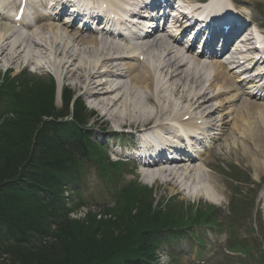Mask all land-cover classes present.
<instances>
[{"label":"trees","instance_id":"1","mask_svg":"<svg viewBox=\"0 0 264 264\" xmlns=\"http://www.w3.org/2000/svg\"><path fill=\"white\" fill-rule=\"evenodd\" d=\"M6 82L0 86L8 96L0 119V264H156L166 236L207 216L173 203L155 207L151 191L131 183L116 190L114 207L101 219L91 213L71 219L64 187L76 180L81 157L93 153L88 131L79 128L82 115L59 121L66 116L54 111L53 81Z\"/></svg>","mask_w":264,"mask_h":264},{"label":"bare ground","instance_id":"2","mask_svg":"<svg viewBox=\"0 0 264 264\" xmlns=\"http://www.w3.org/2000/svg\"><path fill=\"white\" fill-rule=\"evenodd\" d=\"M218 1L216 0L217 5ZM13 4L14 0H0V8H7L8 13L12 10ZM220 10L226 11L223 6H220L217 9L207 8L205 12L213 13V11ZM37 15L39 19L44 16L38 11ZM221 17L211 22L204 21V23L216 26L220 23L225 24L223 22L229 19L227 15ZM233 21L235 20L233 19ZM45 25L41 31L29 29L27 32L21 33L13 24L0 18V61L15 66H19L20 62L36 64V67L41 69L42 66L37 64L38 61H33L36 55L32 51L43 48L51 52L52 60L49 65L63 79L85 81L83 87L88 86L87 94L98 104L107 105L105 114L100 115V118L105 123L113 122L118 127L159 132L163 130L174 134L177 129L203 131L209 128L214 130L216 124L222 126L224 121L231 117L235 121L233 131H239L238 134L241 136L238 138V142L242 143L243 141V146L236 148L237 154L252 159L255 166L262 165L264 154L257 146L260 137L255 133V120L259 121L261 132L264 134V103L255 102L252 104L243 100L240 106L233 104L234 101L240 99L242 93H235L236 86L230 80L229 74H233L235 82H238L246 90L244 94L251 97L258 96L257 92L250 90L256 86V81L254 78L250 79L249 76L244 75L249 72L248 68L244 67V62L239 63L236 68L227 70V73L223 71V67L217 68L214 70L215 76L212 79L203 81L201 75L200 78L194 77L191 69L172 56V52L164 45L160 46L163 51H159L154 56L150 52H145L147 58L143 62H139V55L136 54L137 49L133 48L129 49V53L124 56L107 57L106 54L98 52L103 47L97 39L77 41V37L70 34L67 29L54 23ZM86 45L93 47L92 49L86 47L84 50L79 48ZM105 50L107 49L105 48ZM247 61H252V63L254 61V64L256 63L255 65L259 68L264 66V59ZM131 62H137L138 65ZM218 63L219 61L214 60V64ZM120 66H123L124 69H121ZM127 74H133L127 84L129 86L127 92H123L122 88L108 87V78L121 77L120 79L124 80ZM161 76L164 81L160 78ZM163 82L164 84H162ZM168 91L177 98V101L168 97ZM221 96L225 97L224 101L217 105L212 104ZM108 97L110 98L108 99ZM250 109H257L258 112H251ZM226 110L229 112L228 114L225 113ZM218 112H224V115L227 116H223V119L218 122L211 121V118ZM217 134L220 135V133ZM262 166H264V162ZM153 171L148 169L146 174ZM152 176L154 179H158L164 177V173H152ZM178 177L180 178V176ZM182 177L188 179L189 182L190 179H193L186 174ZM175 179L176 177H173L171 182ZM202 180V178L195 180L196 184L198 183L196 189L200 188V191L205 192L206 195L214 187L207 186ZM172 184L177 187V184Z\"/></svg>","mask_w":264,"mask_h":264},{"label":"rangeland","instance_id":"3","mask_svg":"<svg viewBox=\"0 0 264 264\" xmlns=\"http://www.w3.org/2000/svg\"><path fill=\"white\" fill-rule=\"evenodd\" d=\"M195 1V0H194ZM199 1H204V0H199ZM236 4H240L241 6H244L245 8L249 9V13H251L254 17L253 19L257 21V24L261 25L264 27V0H238ZM254 29V27H253ZM89 46H84L83 48H86ZM91 48V46L89 47ZM92 49V48H91ZM102 49H99L98 52H101ZM36 56L33 61L37 62V64H40L42 69L38 70V72H34L36 67H31L27 68L24 65H20L17 68H15V74L18 75L20 72L26 70L28 71L26 74V77L30 78H35L38 76H43V77H50L51 72L52 74L55 73L57 74L56 77L62 80L59 82L62 83V86L65 87L66 85H69L75 93L81 95L83 92L81 90L82 85L85 83V81L79 82L77 79H63L61 78L60 74L56 72V70L49 65V62L52 60L51 52L46 51L45 49L41 48L40 50H33L32 51ZM95 54H97L95 52ZM58 60V59H57ZM2 67L1 68H8V67H14V65H11L7 62H2ZM36 66V64H35ZM35 74L36 76H34ZM161 78V77H160ZM159 79V77H157ZM129 79L125 80V83H127ZM170 92V91H168ZM88 96H82V98H87ZM177 99V98H176ZM175 99V100H176ZM225 97L221 96L219 101H224ZM240 100L239 102L237 101V106H240L242 103ZM57 106H61V101L57 102ZM104 106V105H103ZM99 115L102 114L103 108L97 107ZM251 110V109H250ZM251 112H258L257 109L251 110ZM226 113H229L228 111ZM225 113L222 112L223 116ZM220 114H215L214 120H218L221 118ZM233 118L229 117L226 121H224V131L226 132L224 137L225 142L220 145V148L216 147L212 150L211 153H208L205 157L204 160L197 165L195 170L190 173H186V175L191 176L193 178H202L204 183L207 186L214 187L211 192H209V196L207 198H204L202 194H199L197 192V195L195 194V180L190 179V182L188 179H186L189 182L190 186H186L184 183H180L177 185V187L174 186V184H153L154 178L152 175L148 176H139L138 173L134 170L133 166H124L122 171L119 173L117 176L115 183L111 184H104L103 178H101V174L99 172L98 167L96 165H86L85 170H84V182L80 183L79 186L77 187V190L79 193H75L74 197L76 200H85L89 205L91 204H96L99 206H103L104 204L108 203L112 199V194L110 189L116 188L117 185H124V184H129L132 181H137L141 183L143 186H148V187H153V195L158 201H162L164 198H169L172 196L179 195L181 200H185L188 204H192L196 201H201L202 203L206 202H214L217 203L221 208V213L223 216L219 218V222L224 221L223 223L225 224V227L228 226V221L229 227L233 226L234 229V236L236 241L235 243H241L246 246V247H254V246H259L260 242L259 241H264V232L261 228V222L264 225V213L257 208L258 206L256 205L255 208V213L254 217L252 219V222H254V226L251 225V222L248 221L247 224L243 223V219L238 222V219H236L235 224L232 223L235 220H233V216L230 217V212L229 210V203L231 199V191L229 190V184L228 180H226V175L228 173H231V167H234L235 165L238 166L239 168L243 169L245 173L249 175V179H252L250 183H252V186L250 188L251 193H253V197L255 200L260 199V194L262 191H264V166L263 162L261 166H255L253 165V162L251 161L252 159L250 158H244L240 155L237 154V146H243V141L242 143L238 142V138L241 136L238 134L239 131H236L235 134H233V128L235 127L234 123L235 121L232 120ZM104 120L102 119H95L91 123H93L94 127V136L95 139L99 141L100 144L102 145H107L108 147L113 145L115 141L110 140V135L113 133H116V128H114V125L111 123L104 124ZM256 124V134L260 137V141L258 143V148L263 151L264 154V134L261 132V125L259 124V121L256 119L255 120ZM232 130V131H231ZM233 134V135H232ZM234 138L236 140H234ZM241 140V139H240ZM119 143V142H118ZM212 143L217 145V141L214 140ZM117 150V149H116ZM166 175V174H165ZM176 183V181H174ZM186 183V182H185ZM209 186V187H210ZM248 187L249 185H245ZM195 187V188H194ZM74 189V188H72ZM200 190V188H198ZM75 190V189H74ZM212 201V202H211ZM75 217L80 219L84 217V213H77L75 214ZM241 219V218H240ZM227 220V221H226ZM226 221V223H225ZM233 224V225H232ZM255 228V232L251 230L252 228ZM253 231L255 235L251 237L250 233ZM210 231H205V235H200V237H203L204 239V244L205 248L203 250H197L196 243L191 239H185L184 241H179L176 243H169L163 245L164 249L168 250L169 252L173 249L179 251V252H186L187 255L191 256H182L179 258H173L172 259V264H193L192 260L193 258L197 259H204L206 256H208L207 259H209L212 256V253H217L219 252L221 255L217 258H215V261L212 264H259L257 257L259 254H252L253 252L251 251L250 256L247 257L245 255H241L239 259L236 261L227 258L224 256V248L225 244L227 241L228 237V230L227 232L225 231L224 233L218 232L217 234L209 233ZM240 234L244 236H240ZM217 239V240H216ZM216 240V241H215ZM259 240V241H258ZM213 251V252H212ZM224 253V254H223ZM253 255V256H252ZM234 261V262H233ZM237 262V263H236Z\"/></svg>","mask_w":264,"mask_h":264},{"label":"clouds","instance_id":"4","mask_svg":"<svg viewBox=\"0 0 264 264\" xmlns=\"http://www.w3.org/2000/svg\"><path fill=\"white\" fill-rule=\"evenodd\" d=\"M158 256V264H166L167 261H169L170 257L167 253L157 252Z\"/></svg>","mask_w":264,"mask_h":264}]
</instances>
